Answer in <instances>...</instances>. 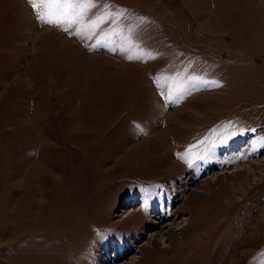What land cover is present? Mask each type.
I'll return each mask as SVG.
<instances>
[{
  "label": "rangeland",
  "instance_id": "rangeland-1",
  "mask_svg": "<svg viewBox=\"0 0 264 264\" xmlns=\"http://www.w3.org/2000/svg\"><path fill=\"white\" fill-rule=\"evenodd\" d=\"M16 1L0 0V264H247L264 0Z\"/></svg>",
  "mask_w": 264,
  "mask_h": 264
},
{
  "label": "snow or ice",
  "instance_id": "snow-or-ice-1",
  "mask_svg": "<svg viewBox=\"0 0 264 264\" xmlns=\"http://www.w3.org/2000/svg\"><path fill=\"white\" fill-rule=\"evenodd\" d=\"M64 0H39V4L42 8H50L53 4L63 3ZM91 3V0H88ZM28 3L32 5L33 10L37 8V0H28ZM58 12H62V9L57 7L54 11L50 12L48 17L43 14L37 13V19L48 24H58L60 21L58 19H53L51 16Z\"/></svg>",
  "mask_w": 264,
  "mask_h": 264
},
{
  "label": "bare ground",
  "instance_id": "bare-ground-1",
  "mask_svg": "<svg viewBox=\"0 0 264 264\" xmlns=\"http://www.w3.org/2000/svg\"><path fill=\"white\" fill-rule=\"evenodd\" d=\"M16 2H17V1L15 0V3H16ZM20 3H21V5H22V9H23L25 12H29L28 5H27L26 3H24L23 0H20ZM16 4H17V3H16ZM198 193L203 194V192H202L201 190H199ZM195 240H196V239H195ZM180 243H181V242H180ZM182 243H183V242H182ZM190 243H191V241H190ZM189 245L191 246V248L194 249V246L198 245V242H197V244H196V241H194V242H192V243L189 244ZM181 246H182V244H181ZM179 247H180V244H179ZM179 247L174 248V250H173V252L176 253L177 255H179L180 253H184V251L181 250V249L184 248V245L181 247V249H180ZM139 248H140V247H139ZM178 248H179V250H178ZM176 249H177V251H176ZM139 250H140V249H139ZM139 250L137 251L138 253L140 252ZM141 259H142V255L139 256V259H138L137 262H140ZM133 263L136 264V261H135L134 259L131 261V264H133Z\"/></svg>",
  "mask_w": 264,
  "mask_h": 264
},
{
  "label": "crops",
  "instance_id": "crops-1",
  "mask_svg": "<svg viewBox=\"0 0 264 264\" xmlns=\"http://www.w3.org/2000/svg\"><path fill=\"white\" fill-rule=\"evenodd\" d=\"M222 226H223V223H220V228ZM195 232H197V231H195ZM247 264H264V245L262 248H260L259 250H257L256 252H254L250 255V259H248Z\"/></svg>",
  "mask_w": 264,
  "mask_h": 264
}]
</instances>
